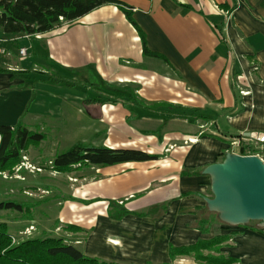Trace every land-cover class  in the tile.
I'll return each mask as SVG.
<instances>
[{
    "label": "crops",
    "instance_id": "crops-1",
    "mask_svg": "<svg viewBox=\"0 0 264 264\" xmlns=\"http://www.w3.org/2000/svg\"><path fill=\"white\" fill-rule=\"evenodd\" d=\"M117 1L157 57L144 55L140 34L113 5L51 32L12 39L28 56L0 74V125L16 126L31 104L39 116L55 103L41 99L59 88L46 84L50 77L58 85L70 73L91 74L134 90L131 101L101 105L87 100L109 96L86 84L83 108L113 127L104 146L161 158L67 174L71 191L56 221L74 238L70 244L108 264H195L172 261L169 248L215 237L195 227L211 184L205 169L237 134H264V0ZM121 93L131 96L112 94ZM221 228L219 235L233 234L221 249L226 257L264 264V231Z\"/></svg>",
    "mask_w": 264,
    "mask_h": 264
},
{
    "label": "trees",
    "instance_id": "trees-1",
    "mask_svg": "<svg viewBox=\"0 0 264 264\" xmlns=\"http://www.w3.org/2000/svg\"><path fill=\"white\" fill-rule=\"evenodd\" d=\"M109 5L121 10L129 23L138 31L144 55L157 57L148 50L145 38L133 20L128 7L117 0H0V34L11 39L34 37L51 32L63 23L72 24L91 12ZM8 73L10 74V71L0 66V74ZM66 86L73 87L70 84ZM123 91L130 93L131 96L127 97L125 93H121L114 97L113 94L106 92L108 99L89 98L87 102L104 105L125 103L136 98L134 90L126 87ZM112 97L115 99L113 100ZM44 140V134L34 133L20 122L14 127L0 125V172L11 173L21 162L23 155L31 147H39ZM249 144L241 145L238 151L240 155H257L259 150L256 147H264V143L258 141H251ZM160 158L159 155L148 154L140 150L111 149L106 146H94L80 142L67 152L58 155L52 164L57 172L69 174L72 170L89 167L102 168L126 163L152 162ZM202 208L198 207L196 210L199 211ZM31 209L32 205L17 201L0 203V211L11 210L22 214L31 213ZM124 214L126 212L122 216ZM206 222L203 220L200 225L203 226ZM56 224L59 225V222L56 221ZM68 228L73 229V227ZM258 232L262 233V230ZM202 233L207 235L209 232L202 231ZM232 236L233 234L230 236L217 235L210 240H199L189 246H170L169 257L172 261L177 258H191L200 264H239L238 260L221 253L222 246L229 242ZM12 241L9 226L1 223L0 264H108L85 256L77 247L65 242L62 238L49 236L28 238L16 244Z\"/></svg>",
    "mask_w": 264,
    "mask_h": 264
},
{
    "label": "rangeland",
    "instance_id": "rangeland-1",
    "mask_svg": "<svg viewBox=\"0 0 264 264\" xmlns=\"http://www.w3.org/2000/svg\"><path fill=\"white\" fill-rule=\"evenodd\" d=\"M10 40L2 46L7 51L6 54H11L12 58L6 54H4L6 55L5 57H2L3 55L0 56L1 64L5 68L25 58L19 55L21 47L18 45V41ZM34 69L36 72L37 70H41L36 67ZM48 76L51 75L49 74ZM49 80L51 83L46 82V84L58 86L59 88H55V90L51 88V92H46L45 96H42L41 99L48 96V98L54 100L55 103L52 101L53 104L49 105L50 107L48 106L45 111L41 112L45 115L40 113L39 116L36 115L35 109L31 107V104L26 116L20 122L32 132L44 134V142H42L39 147H31L27 153L23 155L21 162L11 173L0 172V203L4 201H17L25 203V205H32L31 213L29 212L30 214L26 212L20 214L11 210L0 211V224L6 223L9 226L10 234L13 237L12 242L14 244L28 238H41L47 236L62 238L67 243L73 242L74 238L66 236L64 231L59 229L60 225L56 224L58 212L61 209L59 203H64L65 199L70 195L71 189H69L70 187L68 186L70 183L68 184L67 182V174L61 173L60 175V173L53 168L52 162L58 155L67 152L77 143L82 142L94 146H104V138L106 136H110L111 138L113 127H109L105 123L92 119L83 108V100L87 96L85 92L87 89L86 84L111 94L113 92H122V90L127 87L121 84H112V86L104 85L103 83H99L91 74H84L83 76L76 77L75 74L73 75L70 73L68 78L62 80L64 82L58 81L60 82L58 85H55L58 80L57 78L50 77ZM66 84H70L73 87H67ZM93 92L97 94L95 89H93ZM68 98H74L75 102L70 101ZM104 98L105 97H103L102 100ZM45 101L49 100L45 99ZM203 120L206 121V119ZM208 128V125H204L201 130L204 132ZM228 130H230V128ZM251 141L252 140H248L246 137L244 139L237 134L234 138H231L230 142H227V150L219 157L220 159L217 163H222L227 155H240L238 151L241 145H250L249 143ZM124 149H129V147H124ZM256 149L259 150L257 154L258 157L264 159V147H256ZM134 150L140 149L135 148ZM23 162H25L26 168L29 166L40 170V172H33L31 169L26 170L25 168H22L19 173L16 172V168L20 167ZM80 171L81 170H72L71 173H73V176L79 177ZM211 184L209 190L205 194V198L208 199L213 198ZM201 204L203 208L198 211L195 227L201 228V233L202 231H208V237L219 235L220 229H222L221 227H227L234 231H239L243 228L264 231L262 223L257 221L241 226L227 225L221 221L217 213L209 210L205 201H201ZM31 219L32 221H30ZM203 220L207 222L202 226L200 222ZM29 229H31L30 234H26L25 236L22 235V233ZM222 255L224 254L222 253ZM191 260L195 264H200L193 259Z\"/></svg>",
    "mask_w": 264,
    "mask_h": 264
},
{
    "label": "water",
    "instance_id": "water-1",
    "mask_svg": "<svg viewBox=\"0 0 264 264\" xmlns=\"http://www.w3.org/2000/svg\"><path fill=\"white\" fill-rule=\"evenodd\" d=\"M245 137L264 143V134ZM213 198H204L211 212L230 226L257 221L264 228V162L255 155H227L222 163L208 166Z\"/></svg>",
    "mask_w": 264,
    "mask_h": 264
},
{
    "label": "built area",
    "instance_id": "built-area-1",
    "mask_svg": "<svg viewBox=\"0 0 264 264\" xmlns=\"http://www.w3.org/2000/svg\"><path fill=\"white\" fill-rule=\"evenodd\" d=\"M9 40H8V38L4 35V34H0V45H3L4 43H6V42H8ZM12 41H14V40H12ZM0 54H2V55H4V54H6V50L5 49H0ZM19 55L22 57V58H24V57H27L28 56V48H21L20 49V51H19ZM245 93V92H244ZM244 93H242L243 95H245ZM192 141V140H191ZM190 141V142H191ZM248 156V155H247ZM255 156H258V155H255ZM260 158V157H259ZM262 159V161L264 162V159L263 158H261ZM22 168H25L26 170H29V169H31L33 172H40V170H37V169H35V168H32V167H25V162H23V164L20 166V167H17L16 168V172H20L21 170H22ZM31 229H29V230H26V232H24V233H22V235H28V234H30L31 232ZM15 241V240H14Z\"/></svg>",
    "mask_w": 264,
    "mask_h": 264
},
{
    "label": "bare ground",
    "instance_id": "bare-ground-1",
    "mask_svg": "<svg viewBox=\"0 0 264 264\" xmlns=\"http://www.w3.org/2000/svg\"><path fill=\"white\" fill-rule=\"evenodd\" d=\"M191 142H192V143H195V142H196V140H194V139H193Z\"/></svg>",
    "mask_w": 264,
    "mask_h": 264
}]
</instances>
